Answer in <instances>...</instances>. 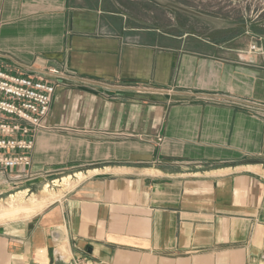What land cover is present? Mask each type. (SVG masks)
I'll return each instance as SVG.
<instances>
[{
  "label": "crops",
  "instance_id": "1",
  "mask_svg": "<svg viewBox=\"0 0 264 264\" xmlns=\"http://www.w3.org/2000/svg\"><path fill=\"white\" fill-rule=\"evenodd\" d=\"M135 2L0 0V56L25 73L173 91L59 88L31 170L85 179L1 226L0 264H264V42Z\"/></svg>",
  "mask_w": 264,
  "mask_h": 264
},
{
  "label": "built area",
  "instance_id": "2",
  "mask_svg": "<svg viewBox=\"0 0 264 264\" xmlns=\"http://www.w3.org/2000/svg\"><path fill=\"white\" fill-rule=\"evenodd\" d=\"M261 50L257 45L250 46L251 52ZM100 83L83 80L57 69H47L39 75H31L0 56V174L18 172L19 178L22 175H32V152L36 138L38 133L49 131L45 121L50 115L59 88L76 85L95 91L105 87L136 95H162L165 92H173L143 84ZM249 107L253 106L249 104ZM257 108L264 110L263 106L258 105ZM258 115L264 118V114ZM158 142H162V138H158Z\"/></svg>",
  "mask_w": 264,
  "mask_h": 264
},
{
  "label": "rangeland",
  "instance_id": "3",
  "mask_svg": "<svg viewBox=\"0 0 264 264\" xmlns=\"http://www.w3.org/2000/svg\"><path fill=\"white\" fill-rule=\"evenodd\" d=\"M156 1L157 4L151 3L147 0H139V2H135L136 5L140 3L146 10H150V13L146 12L144 16H146L145 18H150L152 23L154 20H158L159 10H164L171 13V16L173 17L171 19L166 17V13H162L166 14L164 16L165 21L172 25H183L188 31L198 29L200 33H205L209 30H214V32L220 37L226 34L245 35L249 38V47L264 42V0ZM190 11L200 13L204 17L191 14L189 13ZM239 24H245L247 29L243 30L242 28L228 27ZM74 171L57 170L48 172L31 170V176L22 175L20 178L18 177V172L0 174V199L7 200L11 194H16L25 190L30 191V195H40L43 187L46 184H50L51 190L59 193L60 200H62L63 197L73 190L78 183L73 187H61L54 186L53 182L62 179L63 177L73 175L72 173L76 174V170ZM74 179L73 181H75ZM21 221L23 220L14 223Z\"/></svg>",
  "mask_w": 264,
  "mask_h": 264
},
{
  "label": "bare ground",
  "instance_id": "4",
  "mask_svg": "<svg viewBox=\"0 0 264 264\" xmlns=\"http://www.w3.org/2000/svg\"><path fill=\"white\" fill-rule=\"evenodd\" d=\"M97 172L98 171H92L89 173L92 175ZM73 179L75 181H73ZM84 179L85 174L79 172L75 176H66L62 179L55 180L53 184L54 186L73 187ZM60 199V194L51 190L50 184H46L43 187L40 195H30V191L28 190L11 194L7 200L0 199V226H6L20 220H29L50 205L60 201ZM59 251L63 254L64 258L68 260L70 253L67 251L66 247H61ZM40 259H42V261L46 260L45 257V260H43L42 257Z\"/></svg>",
  "mask_w": 264,
  "mask_h": 264
},
{
  "label": "water",
  "instance_id": "5",
  "mask_svg": "<svg viewBox=\"0 0 264 264\" xmlns=\"http://www.w3.org/2000/svg\"><path fill=\"white\" fill-rule=\"evenodd\" d=\"M148 1L151 2V3L157 4V1L156 0H148ZM158 5H159V3H158ZM189 13L196 14V15H198L200 17H204L202 14L195 13L193 11H190ZM228 27H230V28H242L243 30H246L247 29V26L245 24L231 25V26H228Z\"/></svg>",
  "mask_w": 264,
  "mask_h": 264
}]
</instances>
